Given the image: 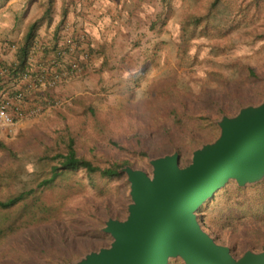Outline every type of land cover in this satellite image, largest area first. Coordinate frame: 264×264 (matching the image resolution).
I'll use <instances>...</instances> for the list:
<instances>
[{"label": "rangeland", "instance_id": "rangeland-1", "mask_svg": "<svg viewBox=\"0 0 264 264\" xmlns=\"http://www.w3.org/2000/svg\"><path fill=\"white\" fill-rule=\"evenodd\" d=\"M46 2L7 0L0 11L9 13L24 32L41 17ZM193 5V0L54 1L51 20H43L35 30L30 63L36 64V52L48 47L53 58L42 67L62 75L52 87L27 88L40 93L41 99L16 119H22L20 126L3 139L19 155L10 190L30 186L38 170L33 156L56 137L63 119L76 133L79 155L126 161L124 166L151 175V159L177 152L179 166L188 165L193 150L218 137L216 122L222 115L234 116L240 108L264 99V41L250 45L245 29L251 25L242 20H226V27H231L223 39L214 33L203 35L200 28L183 38L181 21ZM56 50L66 54L53 66ZM73 61L76 67L70 66ZM247 67L255 77L247 76ZM31 69L34 74L38 71ZM78 96L86 99L95 115L83 119L67 111ZM172 108L210 117L215 126L212 138L189 149L187 141L199 130L177 128L169 117ZM5 160L7 155L0 150V162ZM123 167L119 177L97 185L89 184L80 171L69 183L77 179L81 189L54 188L49 196L64 193L66 212L9 237L0 246V264L16 254L46 263L62 257L68 260L63 264H70L108 247L112 237L102 231L104 222L125 219L131 203ZM263 185L264 177L244 186L230 179L196 211L201 228L227 246L234 258L248 250L264 251V194L256 199ZM236 188L246 194L235 197ZM168 264L184 262L171 257Z\"/></svg>", "mask_w": 264, "mask_h": 264}, {"label": "water", "instance_id": "water-1", "mask_svg": "<svg viewBox=\"0 0 264 264\" xmlns=\"http://www.w3.org/2000/svg\"><path fill=\"white\" fill-rule=\"evenodd\" d=\"M218 137L193 150L179 166L174 152L150 160L151 175L124 166L131 203L125 219L108 218L102 231L108 247L90 251L70 264H264V251L234 258L200 226L196 211L233 179L239 186L264 177V99L216 122Z\"/></svg>", "mask_w": 264, "mask_h": 264}, {"label": "trees", "instance_id": "trees-1", "mask_svg": "<svg viewBox=\"0 0 264 264\" xmlns=\"http://www.w3.org/2000/svg\"><path fill=\"white\" fill-rule=\"evenodd\" d=\"M7 0H0V9ZM55 0H47L43 13L38 20L33 21L23 32L21 41L16 48V61L4 65L2 70L7 75L8 81L13 80L20 72L29 68L28 58L35 39V30L43 20H51V10ZM193 8L184 12L180 25L181 36L200 28L203 35L214 33L217 38L223 39L227 36L228 27L226 20L237 22L242 20L243 24L251 25L245 29L250 41H264V0H193ZM221 6V7H220ZM66 13L63 8V15ZM228 22V23H229ZM183 46V45H182ZM231 47V43H226ZM248 77H255L254 72L248 67ZM67 111L73 115L84 117L95 115L94 108L86 102L82 96L73 98L67 105ZM84 115V116H83ZM169 117L173 119L175 126L190 133L199 130L197 135H192L186 146L194 149L201 142L208 141L215 132L212 119L206 115H194L185 110L178 111L170 109ZM62 127L56 130V137L51 138L47 144L36 150L33 160L38 164V170L30 186L19 190H10V185L14 181L16 172L15 164L19 160V155L11 146L5 144L0 139V150L7 155V160L0 162V246L17 232L42 224L58 218L65 213L64 201L66 195L60 193L58 197L50 198L49 194L54 192V188L79 190L83 184L74 178L78 172L85 174L89 184L97 185V181H109L119 177V169L126 161H108L99 156L87 157L78 154L76 136L71 131L69 123L63 119ZM207 126V127H206ZM65 127V128H64ZM114 144H117L114 142ZM179 151V149H177ZM262 185L261 183L258 184ZM49 191V192H48ZM246 194V190L236 188L234 196ZM264 194V185L257 191V198ZM57 201V202H56ZM264 208V203H261ZM231 253V252H230ZM26 259V260H24ZM66 259L59 257L56 261L42 262L34 258H24L11 255L1 260V264H63ZM27 261V262H26Z\"/></svg>", "mask_w": 264, "mask_h": 264}, {"label": "built area", "instance_id": "built-area-1", "mask_svg": "<svg viewBox=\"0 0 264 264\" xmlns=\"http://www.w3.org/2000/svg\"><path fill=\"white\" fill-rule=\"evenodd\" d=\"M66 54L65 50H56V59L52 62L53 66L57 65V60H60ZM76 62L70 64L71 67H76ZM50 69L41 68L35 74L31 73L30 68L20 72L13 80L12 86L15 87L11 91L5 84L0 82V129H6L7 133H11L16 119H20L24 115V110L21 103L25 101L27 88L52 87L61 78L60 73L49 71ZM4 71L0 72L3 75ZM12 87V88H13ZM19 105H17V104ZM16 105V106H15ZM12 110L14 112H12Z\"/></svg>", "mask_w": 264, "mask_h": 264}, {"label": "crops", "instance_id": "crops-1", "mask_svg": "<svg viewBox=\"0 0 264 264\" xmlns=\"http://www.w3.org/2000/svg\"><path fill=\"white\" fill-rule=\"evenodd\" d=\"M22 33H23V31L17 25L15 20L13 19L11 21L10 14L5 12V10L4 11L1 10L0 11V72L3 69L2 68L3 66H1L2 64L7 65V64H11L12 62L16 61V56H15L16 48L18 47V45L21 41V38L23 35ZM46 49H48V50H46ZM46 49H45V52H43V53L40 51L36 52V55H35V60L37 62L36 64L30 63L31 62L30 54L32 52V51H30L29 58H28V64H29L30 69L32 67L36 70L38 69V71H39L40 68H45V67H42V65H46L48 59L53 58L51 50H49L48 47ZM8 78L9 77H7V75H5V74L0 75V82L2 84H5L11 91H13L15 89V87L12 86L13 84L11 83V81L8 82ZM29 92L26 91L25 101L21 105V107L23 108L24 111H28V110L30 111L31 109L36 108L37 104L39 103V100L41 99L38 96V95H40V93L36 94V93H34L35 92L34 90H32V92L31 91H29ZM17 105H19V104H17ZM12 112H14V111L12 110ZM21 121H22V119L17 120L12 128L15 129L16 127L20 126ZM11 132H12V130H11ZM8 134L9 133H7L6 129H0V139H2V140L5 139L8 136Z\"/></svg>", "mask_w": 264, "mask_h": 264}]
</instances>
